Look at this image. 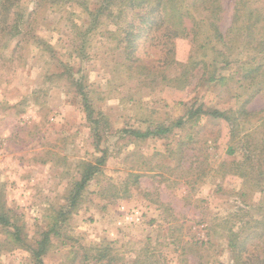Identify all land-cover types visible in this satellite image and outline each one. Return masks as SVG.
Listing matches in <instances>:
<instances>
[{"label":"rangeland","instance_id":"rangeland-1","mask_svg":"<svg viewBox=\"0 0 264 264\" xmlns=\"http://www.w3.org/2000/svg\"><path fill=\"white\" fill-rule=\"evenodd\" d=\"M120 1L14 0L7 19L0 14V215L11 218L0 221V264H37L34 249L46 235L44 264H94L81 262L87 249L107 245L119 256L114 264H128L144 247L159 264H235L233 238L245 256L262 245L264 76L248 74L257 53L214 43L225 62L180 39L177 58L207 61L203 78L183 91L149 87L125 72L126 43L111 37ZM222 2L226 31L235 3ZM8 28L21 34L10 37ZM251 83L262 84L249 90ZM80 93L99 124L89 121ZM243 104L254 114L237 122L235 138L227 122L205 115L193 126L175 125L201 105L233 114ZM161 127L172 131L156 138L122 132ZM188 128L194 140L173 157ZM103 155L69 220L50 225L47 217L74 195L79 170ZM132 174L137 186L113 196ZM15 225L22 232L13 242ZM187 242L204 247L183 250ZM255 252L264 259V249Z\"/></svg>","mask_w":264,"mask_h":264},{"label":"trees","instance_id":"trees-1","mask_svg":"<svg viewBox=\"0 0 264 264\" xmlns=\"http://www.w3.org/2000/svg\"><path fill=\"white\" fill-rule=\"evenodd\" d=\"M234 3L231 25L224 31L221 23L226 10L222 0H190L188 3L185 0H121L119 10L110 14V18L117 25V28L110 32L112 39L117 41L118 44L126 43L123 48L125 62L122 63L125 72L130 78L138 79L149 87L158 84V86L161 85V89L174 88L180 91L187 89L192 85L194 79L200 81L203 78L205 74L203 70H207L208 63L204 59L194 57L192 54L187 61H180L177 58L176 41L184 39L191 42V46L196 52L204 51L207 48L215 50L217 56H222L225 62L228 61L226 53L217 50L212 45L220 43L222 47L231 50L230 44L236 43L244 50L257 53L259 62H256L250 68L248 74L255 77V80L259 78L260 74L264 76V0H234ZM14 4V0H0V14L2 13L5 19H7L8 13H10ZM100 13L101 10L98 14L96 13L95 19L99 20ZM12 29L8 28L10 37L13 34L14 36L21 34L16 30L14 33ZM141 40L143 41L141 42ZM203 54L205 55L206 52ZM261 84L251 83L247 89L250 90L255 85ZM80 94L83 96L86 110L89 112V121L93 124H99L100 121L98 120L92 121L93 112L86 94ZM253 114L252 111L247 109L246 104H243L233 114L217 108L205 110L204 106L201 105L188 112L187 119H178L175 125L182 127L183 121L188 120L189 124L193 126L202 115H205L209 118L222 119L227 122L234 130L232 136L235 138L237 136L235 129L239 127L237 122L241 120L242 123L244 118ZM245 122L249 123L250 120H245ZM172 128L161 127L157 131H147L146 133L128 131V129H124L122 132L138 138H156L170 133ZM193 138V134L188 128L184 139L178 143L176 150H171L170 154L173 157L179 153L182 154L186 146L194 140ZM229 152L234 153V150L231 149ZM103 153L106 154L107 152L102 151ZM106 158L107 155H103L97 158L95 162L84 164V170H79L81 177L75 183L76 191H74V195L71 194L72 197H69L68 205L63 207L65 210L63 209L56 215L47 217L50 225L54 227L59 222L64 224L69 220L73 210L79 204V199L87 184L101 173V167L105 164ZM130 177H133V179H126L122 182L123 190L119 191L114 187L113 196L120 198L119 196L130 194L131 188L137 186L139 176L132 174ZM10 220L11 218L5 213L0 215L1 222L10 223ZM256 223L264 225V219ZM15 226L17 230L11 233L13 242L18 240L17 238L22 232L19 226ZM48 236L46 235L45 239L39 242L38 247L34 249L37 264H44L43 255L48 251V243L50 242ZM232 240L230 246L234 250L235 264H264V259H261L255 252L257 249H264V233L261 235L262 245H255V250L248 251L246 256L245 254L242 255V251H236L238 249L237 240L234 238ZM194 247L201 250L204 244L187 242L183 250L191 251ZM113 250L114 248L111 245L90 247L83 255L81 262L114 264L120 259L118 255L114 254ZM77 254L78 251L74 250L70 254L71 259L75 260ZM141 254L128 264H159V259L149 248L144 247Z\"/></svg>","mask_w":264,"mask_h":264}]
</instances>
